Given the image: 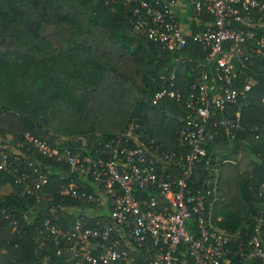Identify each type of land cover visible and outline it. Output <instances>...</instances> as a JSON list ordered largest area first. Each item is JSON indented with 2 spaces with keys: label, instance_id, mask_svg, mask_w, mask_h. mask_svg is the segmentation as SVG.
<instances>
[{
  "label": "trees",
  "instance_id": "trees-1",
  "mask_svg": "<svg viewBox=\"0 0 264 264\" xmlns=\"http://www.w3.org/2000/svg\"><path fill=\"white\" fill-rule=\"evenodd\" d=\"M132 7L124 0H0V139L16 142L29 132L51 145L87 153L136 120L148 138L184 154L177 119L186 112L184 101L165 98L152 103V97L176 55L193 58L178 78L180 88L188 92L197 78L196 64L208 50L195 42L179 53L163 49L134 29ZM200 18L201 23L211 21L205 13ZM198 29L194 25L192 31ZM249 78L255 83L244 92ZM236 87L241 126L233 138L221 128L214 133L210 126L206 143L212 163L220 167L219 179L214 171L199 168L192 187L203 179H217L213 219L233 235V252L221 264H260L240 255L252 236L259 235L264 243V64L255 54L239 70ZM61 138L68 140L59 143ZM33 156L50 164L44 190L57 207L45 199L21 196L22 185L0 169V190L9 186L0 195V264H43L44 259L61 264L64 256L57 254L55 243L36 252V228L45 219L65 227L72 224L74 215L60 208L61 202L68 208L78 206L79 213L89 206L87 200L71 197L61 201L58 189L67 181L61 175L70 174L66 164ZM86 189L93 192L90 186ZM85 224L96 226V221Z\"/></svg>",
  "mask_w": 264,
  "mask_h": 264
},
{
  "label": "built area",
  "instance_id": "built-area-1",
  "mask_svg": "<svg viewBox=\"0 0 264 264\" xmlns=\"http://www.w3.org/2000/svg\"><path fill=\"white\" fill-rule=\"evenodd\" d=\"M180 1L124 0L133 3L134 29L163 49L179 53L195 42L208 50L196 64L197 78L188 92L180 88L178 78L180 69L193 58L176 55L170 73L152 97V103L165 98L184 101L186 112L177 117L184 154L148 138L136 120L87 153L51 145L29 132L16 142L0 139V169L22 185L21 196L45 199L57 207L54 197L44 190L50 164L34 158L33 153H38L69 167L70 174L61 175L67 180L58 189L61 201L71 197L89 203L86 212L79 213L78 206L68 208L61 202L59 207L68 209L74 220L68 227L43 220L36 228V252L55 243L57 254L64 256L61 264H221L233 252V235L217 227L212 215L217 179L192 185L196 169L217 172L206 147L209 127L214 133L221 128L233 138L241 126L236 79L250 54L264 64V0H184L190 17L199 21L195 32L182 25ZM204 13L210 22L201 23ZM254 83L249 78L243 91ZM233 107L237 108L231 113ZM62 140L68 139L61 138L59 143ZM100 207L107 209L106 216ZM89 220H95L96 226H87ZM240 255L245 261L264 264L261 237L252 236Z\"/></svg>",
  "mask_w": 264,
  "mask_h": 264
},
{
  "label": "crops",
  "instance_id": "crops-1",
  "mask_svg": "<svg viewBox=\"0 0 264 264\" xmlns=\"http://www.w3.org/2000/svg\"><path fill=\"white\" fill-rule=\"evenodd\" d=\"M180 6H179V16L181 18V21H182V25L183 27L188 30V29H193L194 25H196V27H200L199 25V21L197 20H194L193 18L190 17V11H189V6H188V2L184 1V0H181L180 1ZM220 157V156H219ZM232 161H234L233 159H230ZM219 174H220V167H217V172H216V175H217V178L219 179ZM221 200H223V198H221L219 196V200L218 202H220V204L218 205V210H221V207H222V203H221ZM222 217L221 214L218 216V219ZM262 237L264 238V233L262 232L261 233Z\"/></svg>",
  "mask_w": 264,
  "mask_h": 264
},
{
  "label": "rangeland",
  "instance_id": "rangeland-1",
  "mask_svg": "<svg viewBox=\"0 0 264 264\" xmlns=\"http://www.w3.org/2000/svg\"><path fill=\"white\" fill-rule=\"evenodd\" d=\"M8 190H9V186L4 187L2 191L0 190V195L2 192H7ZM100 213L106 216L108 212L107 209H105L104 207H100Z\"/></svg>",
  "mask_w": 264,
  "mask_h": 264
}]
</instances>
